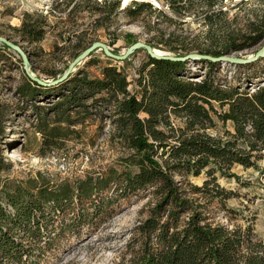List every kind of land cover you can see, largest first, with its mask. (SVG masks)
<instances>
[{
  "label": "trees",
  "instance_id": "obj_1",
  "mask_svg": "<svg viewBox=\"0 0 264 264\" xmlns=\"http://www.w3.org/2000/svg\"><path fill=\"white\" fill-rule=\"evenodd\" d=\"M223 1L166 0L168 14L149 1L132 0L121 10L131 18L144 9L161 17L147 29L158 34L146 42L174 55L197 51L218 56L262 44L264 11L248 21L247 32L232 25ZM100 8L108 18L119 10L120 0H104ZM191 11L200 27L195 37L202 35L208 44L176 42L180 35L171 26L187 23L182 16ZM38 22L24 20L17 31L21 38L39 41L44 31ZM129 38L128 45L136 41ZM146 57L133 80L119 67L106 64L96 76L76 69L64 81L45 86L25 75L16 86V93L35 109L42 152L61 148L78 133L76 125L94 116L109 118L112 135L127 152L119 158L122 170L109 167L60 182L41 174L23 180L0 178V264H42L58 243L104 217L114 198L148 188L153 201L147 217L136 226L138 255L118 264H264V244L256 239L252 224L229 226L208 216L215 201L226 213H236L226 205L234 193L220 186L215 174L239 180L231 171L234 165L257 168L264 157V68L256 76L258 83H250L254 88L250 91L218 78L223 63ZM263 58L233 66L250 68ZM192 63L206 67L198 80L191 79ZM38 99L48 105L34 104ZM175 118L182 124L176 125ZM217 122L221 135L209 132ZM2 163L0 157V167ZM202 172L206 178L201 184L191 182V176Z\"/></svg>",
  "mask_w": 264,
  "mask_h": 264
},
{
  "label": "rangeland",
  "instance_id": "obj_2",
  "mask_svg": "<svg viewBox=\"0 0 264 264\" xmlns=\"http://www.w3.org/2000/svg\"><path fill=\"white\" fill-rule=\"evenodd\" d=\"M106 1L110 3L113 0ZM131 1L120 0L119 10L107 18L100 8L104 0H0V35L23 48L28 55L30 68L36 75L53 79L56 72L66 69L77 49L93 41L104 42L114 53L120 54L128 46L127 36L131 37L129 40L146 42L150 36L157 35L156 29H147L162 18L149 9H144L137 17H128L121 7L131 4ZM143 1H149L171 14L166 0H156L157 5L150 0ZM221 5L232 25L247 32L248 21L253 20L254 14L264 11V0H224ZM185 15L182 19L187 23L171 26L180 35L175 38L176 42L187 45L204 41L208 44L209 41L202 35L195 37L200 29L198 16L193 11ZM24 20L39 21L38 26L44 31L39 41L29 42L21 38V33L17 31ZM262 44L234 54H253ZM146 59L143 49L136 50L123 61L107 57L102 50L97 49L75 68L96 76L100 74L102 66L113 64L133 80L137 76L136 69ZM263 68L264 58L244 69L222 64L217 76L231 84L240 83L252 88L250 83H258L256 76ZM188 69L194 73L191 79L198 80L206 67L192 63ZM24 76L21 59L13 50L0 44L1 179L9 177L23 180L41 174L52 182H60L83 177L87 173L98 174L109 167L118 170L124 168L119 158L127 152L126 147L112 135L108 117L88 118L75 126L78 133L66 140L61 148L42 152L35 109L15 91ZM38 100L34 104L48 105L47 100ZM173 121L176 125L182 124L178 118ZM226 128L231 129V124L227 123ZM209 132L221 135V123L217 122V126L209 129ZM257 164V168L234 165L231 171L239 176V180L215 174L216 182L234 193L226 200V205L236 210V213H226L215 201L209 206L208 216L212 222L229 226L252 224L256 239L264 244V157ZM205 178L206 174L202 172L199 176H191L190 180L199 185ZM152 201V188L127 198H114L108 213L92 223H96V226L91 224L84 227L80 235H69L46 254L42 264H118L133 259L139 251L136 226L147 217Z\"/></svg>",
  "mask_w": 264,
  "mask_h": 264
},
{
  "label": "water",
  "instance_id": "obj_3",
  "mask_svg": "<svg viewBox=\"0 0 264 264\" xmlns=\"http://www.w3.org/2000/svg\"><path fill=\"white\" fill-rule=\"evenodd\" d=\"M0 44L6 45L9 49L13 50L17 56L21 59L22 68L25 75L37 82L40 85L51 86L55 85L59 82L64 81L76 68L81 61L87 58L91 52L99 49L102 50L103 54L107 57L112 59L123 61L128 59L130 55L133 54L138 49H143L146 54H148L151 58L154 59H165V60H172V61H185V60H196L202 59L211 62H219L223 64H247L256 61L258 58L264 57V42L263 44L253 53L250 55L239 54L236 55L234 53L222 54L218 56H213L210 54L199 53L197 51H190L184 55H174L169 52H164L155 47H152L147 42L142 40H136L134 43L128 45L123 52L120 54L114 53L106 43L101 41H93L90 45L80 51L72 60L67 64L66 69L60 74L58 77L53 79H45L38 75H36L30 68V62L28 59L27 53L23 50V48L17 44L12 42L10 39L0 35Z\"/></svg>",
  "mask_w": 264,
  "mask_h": 264
},
{
  "label": "built area",
  "instance_id": "obj_4",
  "mask_svg": "<svg viewBox=\"0 0 264 264\" xmlns=\"http://www.w3.org/2000/svg\"><path fill=\"white\" fill-rule=\"evenodd\" d=\"M254 90V88H251V90L250 91H253Z\"/></svg>",
  "mask_w": 264,
  "mask_h": 264
}]
</instances>
